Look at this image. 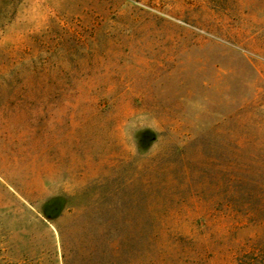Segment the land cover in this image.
<instances>
[{"label":"rangeland","instance_id":"obj_1","mask_svg":"<svg viewBox=\"0 0 264 264\" xmlns=\"http://www.w3.org/2000/svg\"><path fill=\"white\" fill-rule=\"evenodd\" d=\"M0 264H264V0H0Z\"/></svg>","mask_w":264,"mask_h":264}]
</instances>
